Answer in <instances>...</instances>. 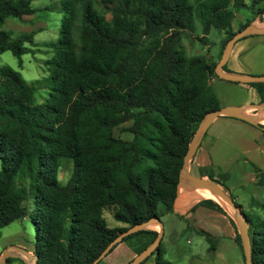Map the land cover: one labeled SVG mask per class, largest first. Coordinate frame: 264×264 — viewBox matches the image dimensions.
I'll return each instance as SVG.
<instances>
[{
	"label": "trees",
	"instance_id": "16d2710c",
	"mask_svg": "<svg viewBox=\"0 0 264 264\" xmlns=\"http://www.w3.org/2000/svg\"><path fill=\"white\" fill-rule=\"evenodd\" d=\"M30 2L0 0V52L20 58L28 49L31 33L13 38L2 24L30 14ZM248 2L60 0L59 39L44 44L50 50L47 76L30 85L0 66V228L24 217L32 221L33 264H90L128 227L159 218L160 207L172 210L192 134L219 108L210 86L216 61L188 54L182 40L192 36L195 18L202 42L211 29L223 31L219 59L235 32L233 13L250 9L259 19L264 14V0ZM249 84L264 103V81ZM37 88L46 89L39 103ZM126 122L131 138L116 137L114 129ZM254 125L264 134L263 125ZM63 161L71 169L61 182ZM199 176L217 182L227 173L202 166ZM256 184L264 192V170ZM258 204L264 211V195ZM196 205L224 212L213 199H200L192 209ZM103 210H110L115 224L107 223ZM243 215L251 260L264 264V219L253 224ZM139 234L148 240L136 253L157 233L140 229L120 241ZM234 239L241 246L236 226ZM150 256L155 264H170L160 243Z\"/></svg>",
	"mask_w": 264,
	"mask_h": 264
},
{
	"label": "rangeland",
	"instance_id": "374dc122",
	"mask_svg": "<svg viewBox=\"0 0 264 264\" xmlns=\"http://www.w3.org/2000/svg\"><path fill=\"white\" fill-rule=\"evenodd\" d=\"M245 2L247 4L249 3L248 0H245ZM260 6H262V4L253 7V12ZM30 8L32 12L28 15H24L22 19L7 17L4 20L2 29L9 32L11 37L16 38L21 34L31 33L32 42L24 43L28 49L20 55V58L14 56L8 50L0 52V66H9L13 70L19 72L26 83L34 85L36 80L47 76L44 61L50 56V50L44 44L46 42H55L59 39L62 14L60 0H31ZM241 16L249 19L258 17L255 13H251L250 9H241L238 15H236V18ZM263 16H261V18ZM193 25L192 36L182 40L187 53L191 55H205L217 61L222 42L226 37L225 33L213 28L206 35V40L202 42L199 40V37L202 35L201 26L196 18L194 19ZM262 49L264 50V48ZM260 57L261 58L258 59L259 61H257L259 66L262 65L261 62L264 60V52H262ZM45 96L46 89L37 88L34 93L35 102H41ZM249 110L253 113L257 111L253 107H250ZM128 125L129 123L126 122L117 126L113 131L114 135L116 137H122L123 139H130L131 134L125 131ZM253 167V162L244 157V155H241L226 166L225 172L227 173V178L223 180L217 177L216 180L218 185L233 199L237 206L242 208L243 213L255 224L258 220L264 219V211L258 204L262 202L264 192L262 187L258 186L253 180L255 178ZM70 169V162L63 161L58 174V178L61 182L66 180ZM188 171L191 176L200 177L199 170L195 171L191 168ZM182 184L188 188L190 193L195 189L190 181H182V183L178 185L179 189H182ZM215 202L218 203L216 200ZM218 204L225 209L226 206L223 202ZM30 205L31 200L29 198L28 206L30 207ZM159 209L161 211L159 220L162 223L163 230L160 241L161 248L171 238L169 230L172 227V229H176L177 233L174 240L178 242L179 246L178 250H172L171 257L175 260L174 264H199V262L207 256L204 249H206L209 244L205 237L196 229H186L188 220L163 211L161 207ZM110 210H103V216L109 225H113L116 222L111 217ZM227 211L230 212L229 210ZM230 214H232L235 219L234 210L230 212ZM153 223L154 222H152V226L157 227V224L154 223L153 225ZM181 226L185 228L184 232L180 230ZM34 236L35 226L28 217L11 221L0 228V256L1 251L7 246L23 248L32 255V242ZM146 240H148V236L139 234L120 241L112 251L105 255L97 264H124L127 258L129 259L130 255H132L133 249L140 247ZM11 252L13 256L7 257L11 258L9 264H27L26 258L22 254L13 250ZM31 263L34 262L31 261Z\"/></svg>",
	"mask_w": 264,
	"mask_h": 264
},
{
	"label": "crops",
	"instance_id": "0c3cea01",
	"mask_svg": "<svg viewBox=\"0 0 264 264\" xmlns=\"http://www.w3.org/2000/svg\"><path fill=\"white\" fill-rule=\"evenodd\" d=\"M239 12H234L231 18L233 31H237L239 25L247 19L244 16L236 18ZM263 17L261 19L255 17L250 23L256 27H264ZM262 48H264V34H250L237 39L224 64L227 71L223 68L222 71L225 74L264 76V60L261 66L257 64L258 59L261 58L260 55L264 52ZM210 86L218 99L219 108L261 104L256 89L249 83L230 82L213 76L210 79ZM249 109L250 107L245 108L244 114L253 116L255 124L264 126V109L257 110L255 113ZM241 155L253 162L255 174L253 180L256 183L257 175L264 170L262 130L241 119L218 115L210 121L198 140L187 169L192 168L198 171L202 166L211 165L215 170L226 173V166ZM191 194L187 187L178 189L169 213L188 220L186 229L198 230L208 242V247L204 249L207 256L199 264H245L242 248L234 239L236 226L234 216L224 208V212L203 205H196L192 209L200 199H192ZM145 229L157 232L158 226H152L151 222L145 226ZM180 230L184 232L185 228L181 226ZM176 233V229L171 227L169 234L172 239L170 238L162 247L163 257L170 264L175 263L171 257L172 250L179 249L178 242L174 240ZM136 254V249H133L132 255L124 264ZM142 264H155L153 256L147 258Z\"/></svg>",
	"mask_w": 264,
	"mask_h": 264
},
{
	"label": "water",
	"instance_id": "95a60500",
	"mask_svg": "<svg viewBox=\"0 0 264 264\" xmlns=\"http://www.w3.org/2000/svg\"><path fill=\"white\" fill-rule=\"evenodd\" d=\"M250 34H264V27H256V26H253L251 23H249L245 25L243 28L234 32V34L225 43L224 48L221 52L220 58L218 62H216L215 64L214 73L218 78L224 79L230 82H241V83L264 81V76L225 74L222 71V66L223 64H225L234 42L237 39L245 35H250ZM247 107H253L256 110H262L264 109V103L250 104L247 106H233V107L218 108V109L208 112L203 117V119L198 123L197 127L195 128L192 134V137L188 143L186 152L183 156L182 165L179 170L178 185H180L182 181H190L195 188L209 189L212 193L216 194L221 199H223L234 210L237 216V218H235V223L237 227V233L240 238L241 248H242L243 257H244V263L253 264L251 260V253H250V239H249L248 230H247L248 223L246 222L245 217L243 213L241 212L240 207L237 206V204H235L233 199L218 185L217 182H215L214 180L203 178V177L191 176L187 169L188 162L190 160L191 155L193 154V151L198 143V140L200 139L201 135L204 133L210 121L214 117L218 115H224V116L238 118V119H241L251 124H255V120L253 116L251 117L249 115L244 114L243 112L244 109ZM181 186L182 188L186 187L184 184H182ZM178 189L179 188L177 186V192H178ZM151 222L156 223L158 226V231L156 232L157 234H156L155 239L148 246H146L141 251H139L126 264L141 263L155 250V248L159 245L161 241L163 230H162V223L160 222L159 218H151L146 222L128 227L125 231L119 233L115 238H113L109 242V244L98 254V256L91 261L90 264H97L108 253L110 248H112L123 237L131 233H134L140 229H145V226ZM12 250L17 251L20 254H22L26 258L27 264H33L31 263V261L34 262L35 257L32 256L27 250L17 247V246H7L1 251L0 264H4L7 257L13 256L11 252Z\"/></svg>",
	"mask_w": 264,
	"mask_h": 264
},
{
	"label": "bare ground",
	"instance_id": "6f19581e",
	"mask_svg": "<svg viewBox=\"0 0 264 264\" xmlns=\"http://www.w3.org/2000/svg\"><path fill=\"white\" fill-rule=\"evenodd\" d=\"M191 198L196 200V199H213L216 200L218 203L223 202L225 204V209L229 210L230 212H233V209L223 200L221 199L219 196H217L216 194L212 193L209 189L206 188H200V189H196L192 192L191 194ZM224 207V206H223ZM235 218H237L236 213H235ZM154 225V223H153Z\"/></svg>",
	"mask_w": 264,
	"mask_h": 264
}]
</instances>
